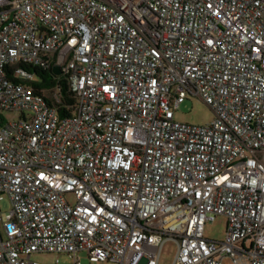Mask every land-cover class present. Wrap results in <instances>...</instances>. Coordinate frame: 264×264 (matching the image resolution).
<instances>
[{"label":"built area","instance_id":"2783aa9c","mask_svg":"<svg viewBox=\"0 0 264 264\" xmlns=\"http://www.w3.org/2000/svg\"><path fill=\"white\" fill-rule=\"evenodd\" d=\"M190 96L210 123L176 118ZM5 196L0 264H159L168 239L173 264H264V0H0Z\"/></svg>","mask_w":264,"mask_h":264},{"label":"rangeland","instance_id":"374dc122","mask_svg":"<svg viewBox=\"0 0 264 264\" xmlns=\"http://www.w3.org/2000/svg\"><path fill=\"white\" fill-rule=\"evenodd\" d=\"M215 116L211 106L199 96H190L176 110V118L180 121L205 125L210 123ZM9 119L14 114L7 113ZM74 201L72 196H69ZM11 210L10 199L5 196L0 200V216ZM228 217L224 214L217 215L213 220H208L205 225V235L209 239L222 241L226 237ZM178 253V244L173 239H168L162 246L159 264H173ZM82 264H115L110 261H90L87 253L79 254ZM32 258L45 264H73V258L68 253H34ZM224 264H234L232 258L225 257Z\"/></svg>","mask_w":264,"mask_h":264},{"label":"trees","instance_id":"16d2710c","mask_svg":"<svg viewBox=\"0 0 264 264\" xmlns=\"http://www.w3.org/2000/svg\"><path fill=\"white\" fill-rule=\"evenodd\" d=\"M33 72L38 74L43 80L41 83H35L36 87L52 88L56 85V79L59 78L52 69L43 71L39 68H33ZM59 94L61 96V102L56 103L58 111L61 115L71 114L76 107L77 101L74 94L70 91L67 81L62 80Z\"/></svg>","mask_w":264,"mask_h":264},{"label":"water","instance_id":"95a60500","mask_svg":"<svg viewBox=\"0 0 264 264\" xmlns=\"http://www.w3.org/2000/svg\"><path fill=\"white\" fill-rule=\"evenodd\" d=\"M53 71H54V73L57 74V75H60V74L62 73V70H61V68H60L59 65H55V66L53 67Z\"/></svg>","mask_w":264,"mask_h":264}]
</instances>
